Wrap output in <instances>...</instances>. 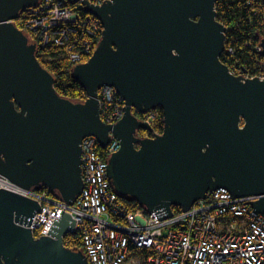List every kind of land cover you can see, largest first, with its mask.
Returning <instances> with one entry per match:
<instances>
[{
	"label": "water",
	"instance_id": "1",
	"mask_svg": "<svg viewBox=\"0 0 264 264\" xmlns=\"http://www.w3.org/2000/svg\"><path fill=\"white\" fill-rule=\"evenodd\" d=\"M40 1L0 0V175L71 204L83 184L82 139L95 136L104 146L113 137L119 148L106 156L112 191L158 219L218 188L253 197L247 202L264 213V62L262 78H245L220 60L219 0H58L79 1L102 24L93 53L72 67L84 101L56 91L35 41L14 23ZM260 45L264 57V37ZM104 85L124 102L115 123L99 114ZM156 108L161 133L135 114ZM40 211L36 200L0 188V264H89L82 250L63 244L75 232L68 213L35 237L30 224Z\"/></svg>",
	"mask_w": 264,
	"mask_h": 264
},
{
	"label": "built area",
	"instance_id": "2",
	"mask_svg": "<svg viewBox=\"0 0 264 264\" xmlns=\"http://www.w3.org/2000/svg\"><path fill=\"white\" fill-rule=\"evenodd\" d=\"M88 1L101 4L104 0ZM256 1L258 8L264 6L261 0ZM81 8L79 1L63 4L41 0L23 9L14 23L35 41L40 55L49 43H65L73 67L90 57L97 45L95 37L102 31L100 20L85 12L80 14ZM258 8L254 14H259ZM254 49L261 53L260 43ZM227 51L234 52L231 48ZM227 67L231 74L245 78H261L263 74L262 68L251 73L233 65ZM80 96L83 101L87 97L83 89ZM98 99L105 123H115L122 117L124 102L112 86H101ZM135 114L153 128L161 117L159 108ZM118 148L119 142L113 137L104 146L95 136L82 139L83 184L71 204L52 196L48 189H24L2 175L0 188L39 203L41 211L33 215L30 224L38 236L48 235L54 219L62 211L68 213L89 264H264V213L247 202L253 197H231L224 188L208 190L187 210L180 209L165 219H158L155 212L148 213L142 206L130 209L112 191L106 172V156ZM69 234L63 236L66 247Z\"/></svg>",
	"mask_w": 264,
	"mask_h": 264
},
{
	"label": "trees",
	"instance_id": "3",
	"mask_svg": "<svg viewBox=\"0 0 264 264\" xmlns=\"http://www.w3.org/2000/svg\"><path fill=\"white\" fill-rule=\"evenodd\" d=\"M264 5V0H261ZM258 8L256 0H219L216 2V19L226 26L225 32V50L220 56V60L225 65H233L239 70H248L251 73H258L264 57L257 52L254 47L264 36V6L259 7L258 13L254 14V9ZM80 14H85L80 12ZM99 35V34H98ZM97 35V36H98ZM95 37L98 43L100 35ZM231 48L234 52L230 54L227 49ZM43 54V55H42ZM37 53V57L41 64L47 68L55 76V89L64 97L72 100H80L82 87L72 75V65L67 58L66 44L59 45L55 42L49 43L43 50V53ZM161 117L154 131L162 132L163 115L160 110ZM140 135H147V132L140 130ZM46 189L42 187L40 190ZM50 194L59 198L58 194ZM122 203L130 209L141 207L132 197L120 196ZM180 211L179 207H173V212ZM38 237V233H34ZM78 231L65 237L69 248L84 250L83 243Z\"/></svg>",
	"mask_w": 264,
	"mask_h": 264
},
{
	"label": "flooded vegetation",
	"instance_id": "4",
	"mask_svg": "<svg viewBox=\"0 0 264 264\" xmlns=\"http://www.w3.org/2000/svg\"><path fill=\"white\" fill-rule=\"evenodd\" d=\"M87 14V13H86ZM137 135L139 136L140 135V133H139V131H137ZM142 136V135H141ZM144 136H146V135H144Z\"/></svg>",
	"mask_w": 264,
	"mask_h": 264
},
{
	"label": "bare ground",
	"instance_id": "5",
	"mask_svg": "<svg viewBox=\"0 0 264 264\" xmlns=\"http://www.w3.org/2000/svg\"><path fill=\"white\" fill-rule=\"evenodd\" d=\"M21 29V28H20ZM23 30V29H22ZM24 31V30H23ZM25 32V31H24ZM260 78V77H259ZM262 78V77H261ZM99 100V99H98ZM16 185V184H15Z\"/></svg>",
	"mask_w": 264,
	"mask_h": 264
},
{
	"label": "clouds",
	"instance_id": "6",
	"mask_svg": "<svg viewBox=\"0 0 264 264\" xmlns=\"http://www.w3.org/2000/svg\"><path fill=\"white\" fill-rule=\"evenodd\" d=\"M38 53V52H37ZM264 62V61H263ZM161 110V109H160Z\"/></svg>",
	"mask_w": 264,
	"mask_h": 264
}]
</instances>
